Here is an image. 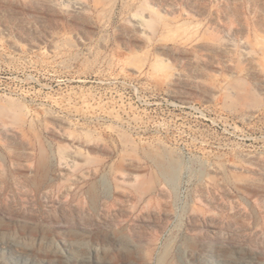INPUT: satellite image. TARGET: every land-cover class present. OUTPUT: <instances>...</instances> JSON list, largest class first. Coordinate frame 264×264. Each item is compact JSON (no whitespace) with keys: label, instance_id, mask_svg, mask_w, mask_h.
Instances as JSON below:
<instances>
[{"label":"rangeland","instance_id":"obj_1","mask_svg":"<svg viewBox=\"0 0 264 264\" xmlns=\"http://www.w3.org/2000/svg\"><path fill=\"white\" fill-rule=\"evenodd\" d=\"M24 260L264 264V0H0V264Z\"/></svg>","mask_w":264,"mask_h":264},{"label":"bare ground","instance_id":"obj_2","mask_svg":"<svg viewBox=\"0 0 264 264\" xmlns=\"http://www.w3.org/2000/svg\"><path fill=\"white\" fill-rule=\"evenodd\" d=\"M173 173L171 172L170 175H172L173 180H175V183L178 181V171H179V164H173ZM22 264H29L28 261L24 260L22 261Z\"/></svg>","mask_w":264,"mask_h":264}]
</instances>
